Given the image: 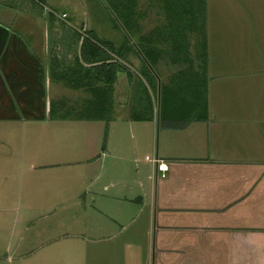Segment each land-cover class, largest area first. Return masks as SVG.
I'll list each match as a JSON object with an SVG mask.
<instances>
[{"label":"crops","instance_id":"obj_1","mask_svg":"<svg viewBox=\"0 0 264 264\" xmlns=\"http://www.w3.org/2000/svg\"><path fill=\"white\" fill-rule=\"evenodd\" d=\"M203 1L206 119L159 118L155 103L151 121H131L130 85L121 73L125 80L118 83L116 78L113 83L111 120L105 135L104 125L101 132L99 126L78 129L81 133L75 147L68 145L66 135L54 141L51 130L40 125L67 122L49 119L50 101H66L54 97L55 88L68 89L50 80V61L58 71L73 66L85 33L70 36L74 38L67 42L62 30L64 13L46 14L44 5L29 0L0 1V145L3 139L11 141L5 145V159L0 160V176H11L12 167L14 173L22 169L17 164L21 159L17 146L12 145L18 136L26 135L30 152L41 136L38 159L23 160L27 168L41 173L38 178L46 183L60 177L81 184V200L73 210L79 216L75 225L54 239L50 256L32 258L26 264H264V93L260 85L264 57L262 63L218 66L215 58L208 62L210 35L218 27H208ZM258 1L233 0L231 14L217 16L215 22L233 19L242 24L244 19L247 23V13L250 21L257 22V30L264 28ZM140 4L138 23L140 34L145 35L163 22V11L158 1L147 6L140 0ZM150 10L155 11L153 17ZM150 22L152 27L144 29V23ZM257 32L255 47L264 55V29ZM238 35L242 40L243 34ZM193 38L189 36L190 54ZM156 46L167 47L163 42ZM164 55L154 67L161 83L187 67L169 62ZM212 64L216 67L208 66ZM137 65L136 70L139 61ZM161 71L169 73L164 76ZM218 76L224 77L216 81L224 82L219 84L227 93L234 86L236 91L230 97L212 99L211 104L209 86ZM243 83L246 96L238 93ZM135 123L156 130L163 123L162 136L151 149L166 167L162 176L151 163L149 174L144 168L134 166L132 173L126 168L125 150L143 141L136 135ZM62 165L74 168L63 170Z\"/></svg>","mask_w":264,"mask_h":264},{"label":"rangeland","instance_id":"obj_2","mask_svg":"<svg viewBox=\"0 0 264 264\" xmlns=\"http://www.w3.org/2000/svg\"><path fill=\"white\" fill-rule=\"evenodd\" d=\"M0 1L3 2V0ZM232 1L233 0H206L207 25L208 27L213 25H217L218 27L217 30L213 31L210 35L209 55L207 60L210 62L212 58H215V62L218 66L232 63H262L264 55L258 54L255 44L256 37L258 38L260 35L257 31L261 33L264 28H258L259 30H257V22H254V20L250 21L249 14L246 13L249 21L247 23L244 22V19L242 24H236L233 19H231L230 22H225L223 20L218 23L215 22V17L223 14H231L230 7L233 4ZM248 3L249 2H245L244 4L248 5ZM258 4V15L264 17V0H259ZM44 6L46 14L47 11L57 16L64 13L65 17L62 18V20L67 24L62 22V30L68 37L67 42L87 31L93 32L99 40L110 41L115 44L119 42L120 35L108 20L100 0H45ZM154 13V10H150L151 17H153ZM51 16L53 15L51 14ZM260 23L261 20L258 24ZM152 25L151 22L144 23L143 28L149 29ZM220 28H228L229 32L220 33ZM251 33H253V45H251L250 42ZM238 34H243L242 40ZM68 51L72 53L71 48L68 49ZM127 63L129 67L133 68L130 72L135 74V70L138 67L137 58L129 56ZM208 66L210 68L216 67L213 64ZM161 73L165 76L169 72L161 71ZM116 78L118 83L125 80L124 75L121 73H117ZM222 78L224 77L218 76L211 79L212 82L209 86L211 104L213 102L212 99L219 98L220 96L223 98L230 97L229 94L236 91L234 86L231 92L227 93L224 88H222V85L219 84H223L224 82L216 81ZM245 81L246 80H244V82ZM260 85L264 93V82ZM244 86L245 84L243 83L238 92L242 96H246ZM55 89L56 95H54V97L58 99L59 97H64L68 104L73 100L85 97V95L79 91H73L63 87H56ZM143 124L146 125V123ZM103 125L102 122L97 123V125H86L83 121L67 120V122H48L40 126H45L51 130L50 133H53L54 141H57L60 136L66 135L68 145L75 147L77 145L75 141L78 140L80 136L79 133H81L78 129L81 130L86 126H99L101 132V130H103ZM133 125H136V135H140L143 141L140 145H136L135 143L132 150L130 148L125 150L126 155L128 154L129 157V165L127 164L126 168L129 169V173H132L134 166L140 167V169L144 168L146 174H149L151 164L145 161L144 158L154 157L153 150L151 149L162 136L163 123H159L157 130L155 127L151 129L149 125L143 127L141 123H135ZM63 129H66V131L61 132ZM37 139L38 140L33 143L34 150L32 149L30 152L29 149H26L28 145L26 135L18 136L17 141L12 145L17 146V152L20 155L19 158H21L18 160L17 164L18 168L22 169L20 172L14 173L13 171H15V169L12 167L11 176H0V264H26L28 260L32 258H47V256H50L51 251H49V249L53 245L54 239H57L59 235L67 231L68 228L73 227L79 217L74 214L73 210L79 205V200H81V197H78L81 187L80 183L74 180H60V177L55 180L57 182L46 183L42 178H38V175H41V173L34 171V169L29 170L26 166V162H23L24 158H26V160L30 158L38 159L37 150L41 146L38 142L42 144L43 140L41 136H37ZM2 141L3 144L0 145V160L5 159V145L7 141L9 145H11V141L8 139H3ZM57 145H59V143H57ZM70 158L71 157H68V159ZM62 168L66 170L64 168L74 167L73 165H62ZM35 170H37V168ZM33 175L34 177H32ZM67 212L70 213L67 214Z\"/></svg>","mask_w":264,"mask_h":264},{"label":"trees","instance_id":"obj_3","mask_svg":"<svg viewBox=\"0 0 264 264\" xmlns=\"http://www.w3.org/2000/svg\"><path fill=\"white\" fill-rule=\"evenodd\" d=\"M29 1L38 6L45 4V0ZM156 1L163 11V22L141 35L140 0H100L108 20L120 35L119 42L99 40L87 31L73 66L58 71L50 61V80L85 95L70 104L63 100L50 101V120L102 122L105 135L111 120L112 86L117 73H125L130 85L128 118L131 121H151L155 103L159 118L178 115L186 122L206 119L204 1L143 0V3L150 6ZM190 35H194L193 54L188 50ZM157 42L167 47L162 50L156 46ZM162 53L169 62L187 65L170 74L164 83L154 68ZM129 56L140 63L135 74L122 64L127 63Z\"/></svg>","mask_w":264,"mask_h":264},{"label":"built area","instance_id":"obj_4","mask_svg":"<svg viewBox=\"0 0 264 264\" xmlns=\"http://www.w3.org/2000/svg\"><path fill=\"white\" fill-rule=\"evenodd\" d=\"M61 18H64V15H61ZM144 160L150 162L153 165H155L156 171H157V173H160V176H162V173L165 172V170H166L165 165H162L156 158H154V157H152V158L145 157Z\"/></svg>","mask_w":264,"mask_h":264}]
</instances>
